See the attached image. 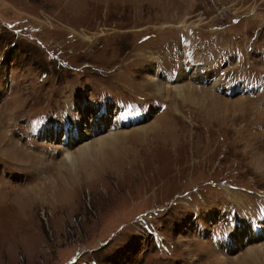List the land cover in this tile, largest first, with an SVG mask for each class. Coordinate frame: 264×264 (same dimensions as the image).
<instances>
[{"label": "rangeland", "instance_id": "1", "mask_svg": "<svg viewBox=\"0 0 264 264\" xmlns=\"http://www.w3.org/2000/svg\"><path fill=\"white\" fill-rule=\"evenodd\" d=\"M193 69L181 85L196 93L177 96ZM261 75L264 0H0V264H245L258 247L264 264ZM105 90L149 116L124 127ZM46 111L67 137L97 126L89 142L123 141L93 184L65 176L86 140L33 138Z\"/></svg>", "mask_w": 264, "mask_h": 264}, {"label": "bare ground", "instance_id": "2", "mask_svg": "<svg viewBox=\"0 0 264 264\" xmlns=\"http://www.w3.org/2000/svg\"><path fill=\"white\" fill-rule=\"evenodd\" d=\"M193 72H194V69H193ZM187 74H189V73L186 72V75L184 73L179 75V78L177 81V87H176V92L178 94L177 96H179V97L182 95H183V97L191 96V95H194L196 93V92H191V90L187 87V85H181V83H187L186 80H187L188 76H191L190 80H193V82H195V80L199 81L201 79V75L196 74L195 72L191 73L189 75H187ZM159 80H161V79H155L153 82V85H155L157 87L159 92H162L165 90V88H164V84L162 82L160 83ZM151 81H153V80H151ZM210 97H211V95H210ZM210 97L208 99H211ZM215 101H217V99H215ZM195 102H197V100ZM215 103H216V105H218V107L220 108L221 111L237 112V113L240 110L239 105H241L240 103L239 104H236V103L235 104H227L223 101H219V102H215ZM17 105L21 108V106H20L21 104H17ZM213 105H214V103H213ZM244 109H245V107H244ZM98 122H101V123L103 122V120H101V117H99V120H96L95 123H98ZM156 126H158V125H156ZM77 127L80 129L79 125H77ZM92 128L94 130L88 129L86 132L84 131V133H81V131L79 130L78 138H75V136L73 134H70L68 132L69 135H68L67 140L68 141H69V139L71 140L67 144V146H69L68 149L72 150L73 145H75L77 142L85 141L87 139L88 134H89L90 139H91V137L95 134V133L93 134V132L98 130L97 126L92 127ZM158 128H160V127L158 126ZM158 128L149 127V126L141 128L138 131V134H139L138 136H140L142 134H146V133L148 134V133H150V130H159ZM1 134H3V133L1 132V129H0V135ZM47 135H49L50 137H54L55 133L53 131H51L50 133H47L45 136H47ZM117 136L118 135H115V136H111V135L108 136L107 135V137L103 136L101 138H98L96 141H90V142L88 140H86L85 143L88 142L86 145H84V143H83L82 147L80 146V148L78 147L79 149L77 148L78 149L77 152L74 151L75 153L71 152L69 156L67 155V158L64 162V167L66 166L65 169H67L65 172V176L69 177L70 183L72 184V186L74 184L75 185L78 184L77 187L82 188L83 186L91 185V184H93L92 182H93L94 176L96 177V179H98L100 177V175H99V177L97 176V172L98 173H100L101 171H102V173L106 172L107 169H105V168L108 167L109 163L111 162L107 159L114 156L115 153L118 152V147L121 146V144L123 142V141L118 142V140L116 138ZM121 140H122V138H121ZM9 142H10L9 140L7 142H5L7 144L6 147L9 146L8 145ZM115 142H118V143L115 145L114 144ZM9 147L10 148H6L5 150L2 151V152H4L5 156L10 157L11 159H13L16 162H18V161L24 162L25 159H26V161L29 160V157L25 156L26 154H25L24 150L20 149L19 146L11 144V146H9ZM97 169H99V171H95ZM65 176L62 173L59 177L63 178ZM61 190H62V188H61ZM258 231L259 230H257V232ZM249 232L251 235H249V233H247V234L249 236H253V237L248 239V241L251 242L254 238H257L258 235H256V233H254V235H253V232H251V231H249ZM263 233H264V231H263ZM248 237H247V235H245V236L235 235V236H233L234 239L231 240V242L233 243V244L231 243V245L237 246V247H242L243 245H245V243H247V244L250 243V242L246 241V238H248ZM258 238H262V237H258ZM262 251L263 250L261 248L259 249V247L256 249H251L250 252L248 251V253L245 255L242 263H245V264H261L259 259H260L261 255H263V254H261Z\"/></svg>", "mask_w": 264, "mask_h": 264}]
</instances>
